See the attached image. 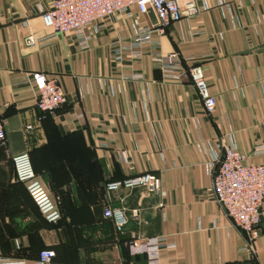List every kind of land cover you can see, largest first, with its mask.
Segmentation results:
<instances>
[{
    "label": "crops",
    "instance_id": "obj_1",
    "mask_svg": "<svg viewBox=\"0 0 264 264\" xmlns=\"http://www.w3.org/2000/svg\"><path fill=\"white\" fill-rule=\"evenodd\" d=\"M52 1L0 0V256L33 264L49 248L48 264H148L130 241L163 236L172 246L158 249L156 264H264V202L250 251L215 203L210 176L221 145L264 164V0H198L205 9L138 47L133 30L156 19L132 6L88 27L84 49L72 33L43 27ZM171 53L183 68L200 67L209 115L187 79L152 60ZM33 72L56 81L63 105L36 110ZM23 152L59 211L54 224L13 179L10 157ZM143 173L158 176V194L104 189ZM117 207L139 221L115 231L102 212Z\"/></svg>",
    "mask_w": 264,
    "mask_h": 264
},
{
    "label": "built area",
    "instance_id": "obj_2",
    "mask_svg": "<svg viewBox=\"0 0 264 264\" xmlns=\"http://www.w3.org/2000/svg\"><path fill=\"white\" fill-rule=\"evenodd\" d=\"M135 7L140 15L151 11L156 19L154 27L135 28L132 46L138 47L147 42L151 33L161 34L171 23L181 18H189L205 9L198 0H53L48 9L42 10L40 20L44 28L51 30V36L72 33L81 48H86L88 37L85 30L93 23L108 19L115 14L129 16L128 9ZM35 40L28 36L25 44L32 46ZM162 71H176L177 77L187 79L193 87L203 111L209 115L214 108V99L208 94L199 66L183 68L177 54L154 55L152 59ZM30 83L35 94V108L40 114L50 113L65 103V95L54 79H48L41 72L30 75ZM40 118L38 117L37 120ZM26 126V130H30ZM4 144V134L0 125V146ZM255 154L261 147H255ZM245 157L231 145H221L220 155L213 158L210 176L215 203L219 206L230 224L243 235L250 251L252 239L256 237L260 222V208L264 202V164H244ZM13 179L24 186L30 200L46 223L54 224L60 218L59 211L36 179L27 153L10 157ZM141 189L146 193L158 194L160 182L157 175L143 173L118 181L105 183L106 191L121 189ZM102 216L112 221L115 231L121 232L128 221L138 222L135 209L126 211L124 207L105 208ZM134 254H143L148 264H156L157 251L165 244L163 236L138 237L130 241ZM52 249L43 248L37 252L33 264H48L53 257ZM0 264H25L23 259H10L0 256Z\"/></svg>",
    "mask_w": 264,
    "mask_h": 264
}]
</instances>
